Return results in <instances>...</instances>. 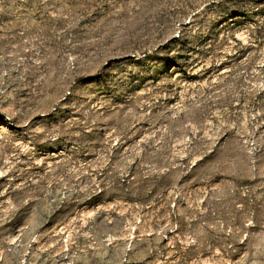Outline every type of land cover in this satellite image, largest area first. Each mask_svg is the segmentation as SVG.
Returning <instances> with one entry per match:
<instances>
[{
    "label": "rangeland",
    "instance_id": "obj_1",
    "mask_svg": "<svg viewBox=\"0 0 264 264\" xmlns=\"http://www.w3.org/2000/svg\"><path fill=\"white\" fill-rule=\"evenodd\" d=\"M0 264H264V0H0Z\"/></svg>",
    "mask_w": 264,
    "mask_h": 264
}]
</instances>
